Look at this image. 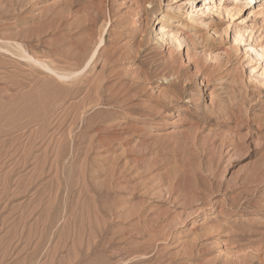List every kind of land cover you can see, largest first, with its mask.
<instances>
[{
  "label": "rangeland",
  "instance_id": "1",
  "mask_svg": "<svg viewBox=\"0 0 264 264\" xmlns=\"http://www.w3.org/2000/svg\"><path fill=\"white\" fill-rule=\"evenodd\" d=\"M188 1L0 0V264H264V0Z\"/></svg>",
  "mask_w": 264,
  "mask_h": 264
},
{
  "label": "bare ground",
  "instance_id": "2",
  "mask_svg": "<svg viewBox=\"0 0 264 264\" xmlns=\"http://www.w3.org/2000/svg\"><path fill=\"white\" fill-rule=\"evenodd\" d=\"M190 1V0H189ZM188 1V2H189ZM238 0H235V2H237ZM256 2V1H259V0H251L250 1V3H252V2ZM231 3V2H230ZM240 4H241V2L239 3V4H235V3H233V4H228V5H225L224 6V8L225 7H227L226 8V13L227 14H230L231 16H233L234 14H236L238 11H239V8H240ZM246 4H249V3H246ZM205 6H206V8H205V12H207V14L208 15H211L212 13H214V12H219V13H221V6L223 7V5H221V3H219L218 5L217 4H214V1L213 0H207V2L204 4ZM251 5V4H250ZM197 6H191V9H190V12L191 13H194V11H192L193 9H195ZM238 7V8H237ZM190 8V7H189ZM196 9H198V8H196ZM203 9V8H202ZM233 10H236V11H234L233 13L234 14H231V12L233 11ZM228 11H230V13H228ZM254 14H256L257 16H259V15H261V14H263L264 15V4H262L257 10H255V13H253L252 14V10H249L248 11V13L246 14V17L244 18V19H242V20H240L239 22L241 23V27H239V28H236L237 30H236V32H237V35H238V37H237V39L236 40H238L239 38H242V39H244L245 38V32H246V28L248 27V21L249 20H251L252 18H253V15ZM193 19V18H192ZM202 23H204V22H202ZM159 28H161V26L159 27ZM248 29V28H247ZM162 36H164V35H162ZM180 40V39H179ZM181 41V40H180ZM19 48V51L21 52V53H24V55L27 57V58H29L30 56L27 54V52L21 47V46H19L18 47ZM15 49H16V47H15ZM17 51H18V49H17ZM20 54V53H19ZM90 55V54H89ZM93 56H95L94 54L93 55H91V57L89 58V60H87V62L85 63V66H88V64L90 63V60L93 58ZM22 57H24V56H22ZM25 58V57H24ZM85 66L81 69V71L83 70V69H85ZM53 72H55L54 70H52ZM78 72V71H77ZM76 72V73H77ZM80 72V71H79ZM58 73V72H57ZM75 73V72H74ZM74 73L71 71V72H68V73H58L59 74V76H61V77H64V78H67V77H71V75H74ZM77 76V75H76Z\"/></svg>",
  "mask_w": 264,
  "mask_h": 264
}]
</instances>
